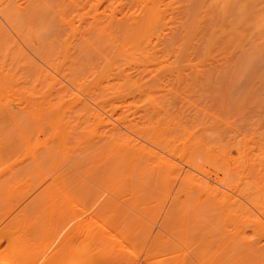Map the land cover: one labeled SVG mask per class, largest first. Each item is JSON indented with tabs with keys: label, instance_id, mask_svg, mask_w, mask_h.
Here are the masks:
<instances>
[{
	"label": "bare ground",
	"instance_id": "obj_1",
	"mask_svg": "<svg viewBox=\"0 0 264 264\" xmlns=\"http://www.w3.org/2000/svg\"><path fill=\"white\" fill-rule=\"evenodd\" d=\"M155 1L156 0L154 1L152 0V3L154 5V11L157 8H158L157 9L158 11L161 6L160 7L155 6L156 5ZM169 1L167 0V2ZM191 1L193 2L194 0H191ZM205 1L209 2L210 4H212L211 1H213V4L214 3L215 4L212 5V7L215 8V5H216L220 12L223 10L224 13H226L225 16L223 15L224 14L223 11L222 13H220L223 15L224 18L220 16L222 19L217 20V17L215 16L216 19L213 17L214 19H211V20H217L216 22L214 21L212 23L210 20L209 22L210 24L207 22L209 25L207 24L206 25L207 27L206 26L203 27L202 23L205 22L206 20L209 21L208 18L211 17L212 10L209 12L211 13L210 16L204 20L201 18V15L199 14L200 20L201 21L203 20V22H200L199 18H195L196 16H194L195 20L193 18L192 20H190L191 18L189 17L192 13L188 15L187 23H186V20H181V19L180 21L175 20L176 23H174L175 21L172 20L173 19L172 15H171L172 16L171 22L168 21L169 17L168 18L164 17L165 20L167 19L168 23L170 24L172 22L174 23V24L172 23L173 28H176L175 26L179 25L177 24L178 22H180V24L182 23L181 25H179L181 27L177 26L179 29H181V31H183L181 32V34L183 33L182 36H177L180 34L179 31H177L179 34L175 31L172 32L174 29L171 31L172 27L171 28L168 27L171 25H169L165 20L161 19L160 18L161 16L157 18L158 15L156 14L157 15L156 17L154 11L150 10L153 7H151L148 10L149 12V13L147 12L148 16L146 18L142 17L141 21H139L140 18H138L137 20L139 22H137L136 20L134 21V23L137 22L135 24L133 23V20L132 22L128 21L126 25L131 23L130 27L127 26L128 29H126L125 25H124L125 27L123 26V24H125V20H124L125 17L121 15V17H124L123 19L124 21L123 23H121L119 19L118 20L116 19L117 17L115 13V16L114 15L113 16L116 17L115 20L117 21L118 26H119L118 21L120 22L119 27L121 28V29L118 28L117 25L115 28L113 27L114 30L117 28L116 29L117 32L121 33V35H119L120 33H117V35L120 36L118 40L119 39L121 40L122 38L121 41L123 42V38L127 34L128 36L124 40L123 44L119 40V42L121 43L119 47L118 41L114 40L115 37L117 36L115 35L116 31H114L115 32L114 34L113 30L108 29V30H111L109 34L110 35L112 34L111 36L114 35L113 37H110L107 35L108 39L112 38V40L109 39L110 41V42L108 41L109 44L110 45L112 44V48L114 47L116 48V49L114 48L113 55H112L113 49H111V46L108 47L107 45L108 42L106 41L108 39L105 37V35H103L106 29L103 30L101 28L103 32H102V35H99V37L96 36L97 34L95 35L99 39L97 43H96L97 39L93 40V38H96L95 36H93L94 30H96L94 26H97L95 24L97 21H95V18L93 17L92 18L95 21V23L94 22L93 23L95 25L92 24L91 20H90L91 24L87 25V27L89 28L93 26L94 29L92 30V32H90L92 34H90L89 31H87L89 30V28L85 30L92 36H89V35L86 36L87 34L83 36H86L84 38H87V39L90 38L88 40L92 39L91 41L94 42L95 47L98 50L93 46L92 42L90 41H86V42H90L92 45L86 46V44H89V43H86L85 42L86 39L84 40V38L81 39L82 41L80 40L81 43L79 42V37H81L80 35H82L83 32L85 33V31H82L80 29L82 33L78 35L79 37L77 36V34H76L77 37L74 36L75 34L71 35L72 38L76 37V40L73 39V41L74 43L76 42L75 44H79L77 48L74 46L75 44L71 40L72 38H69V41H67V36L63 35L64 38H61L60 35L62 33L60 32L61 33L60 35L56 34L57 29L51 24L52 25L51 31L54 32V34L48 31L50 33L48 34L50 38L53 36L55 37V34H56L57 37L59 36L58 40H56L57 37L55 38L53 37V39L57 43L58 41L59 43H61V44L58 43L59 46H61L62 44L63 46H67V44L70 45L71 43H73L74 45L72 44V46L77 48V50L75 51L74 47L70 45V48H69V45H68L67 48L69 49L65 47L64 49H62L63 46H61L60 48L59 46H57L55 42L56 46L58 47L56 50L59 51L57 53L59 54L61 53L60 55L62 56L58 54L57 55L60 56V58L63 57L61 60H58L59 57L56 55V50L54 53L52 52L54 51L53 49H55L56 47L54 45V41H52V38L47 41L45 40L46 37L44 39L41 38L44 34L41 35L43 33V29H40L39 26H38V28L40 29L39 31H41L42 33H40L39 36L38 35L37 36L40 37L41 35L40 41H39V38L37 39V36L35 37L36 33L34 35L35 37L34 39L38 40L39 44L42 42L40 44L41 48L44 49L46 45L47 47H49V48L45 47V49L47 48L46 50H48L45 52L46 55L45 53L42 52L43 49L41 50L40 48H38V46L34 45V41H33V44L31 43L30 45L29 42H32L31 41L32 37L30 38L28 35L29 34L32 35V33H29L28 35L24 34L25 37L26 36L29 37L28 40L30 39V41L28 42V44H26V46L30 45V48L31 46H33L32 52L34 53L36 52L35 53L36 56L38 55L42 56V57L38 56V59L40 60L42 58L40 62H43L44 65L46 62V67H43L42 66L43 64L40 65L38 62L36 63V71L34 72V74L36 73L35 82L33 79V82L29 83V86L31 88L27 86L26 83L24 84V81H25L24 78L27 79V77L31 73L30 74L28 73L29 75L26 74V77L25 75L22 76V78L24 77L23 78L24 81L21 79V74L23 73L20 74L19 78L20 80L23 81V84H24L22 85L23 88L21 87L22 92L20 91L21 93L20 98L28 97L27 96L28 94L26 92H31V95L29 97H32V95H34L33 96L34 98L32 99L33 100L35 99L34 100L35 116L39 118L41 122H42V119L46 120V126L48 124L47 129L52 130V131L49 130V132L51 133V134H48L49 138L51 135H52L51 136L52 138L53 136L54 137L56 136L55 138H53V140H51L52 143L55 141L54 142L55 144L54 143L52 144L49 141V138L43 141V142L49 141L48 143L50 144L49 145L48 143H46L48 146L47 147L45 146V148H44L45 144H42V142H40L43 146L40 145L38 146V148L39 147H43V148L42 149L39 148L37 149V151L39 150L41 152V155L43 156H40V153L36 151L37 153H39L38 157L39 158L42 157L44 160L50 161V160H54V157L59 155L60 152H61L60 155L63 154L64 157L66 155V153L64 152H67L69 154L71 153L70 155L76 152V154L74 155L76 157V155L77 156L79 155V153L77 154V151L80 148L79 146L80 143H82L81 145L84 146L83 142H87L85 143V145H87L85 148L88 147L89 149L90 148L92 149L93 144H90V143L93 142L91 140L93 134L91 135L89 134V132L91 133V130L92 132L96 131V132H93L94 135H96L98 133L97 131L99 130V128L101 127L102 129L101 131L102 133H100V135L102 134L101 136H98V135H96V137L93 136L94 142L97 144V147L95 150L94 149L95 146H94L93 149L95 151L93 150L91 151L93 153L95 152L94 154L98 155V156L95 155L96 158L94 159H98L99 162L98 160H95V162H98L99 164L96 165L94 163L96 166L95 165L93 166L95 167L91 166L89 168L88 166L86 167V169L84 168L85 170L84 176L86 175L87 177H89L92 174L90 176L92 178L91 180L94 181V177L96 179H100L101 185L103 182L108 187V188L104 187L108 189L107 191H109V194L107 196L108 198L106 202H104V198L103 200L101 199L104 203L100 202L102 204L100 206V210L103 213H107V215L109 214L110 216H112V218L109 215L107 216L106 214H105L106 217H102L103 214H100L101 212L96 214L98 218L100 219L99 215H102L101 218L103 221H106L104 220L105 218H107V220L110 218L112 220V221L109 220L111 221L110 223L112 224L110 225V227L112 226V228L113 226L115 227V229H118L121 227L122 228L128 227V228H126L127 229L126 231L118 230L121 233L114 232V234L113 232H111L112 230H110L108 234L107 229L109 228H107V229H104L103 231L105 232L106 230L105 233L108 234V236L100 237L103 232L98 231L100 229L99 226L101 225L104 228H106L105 226L107 224H108L107 226H109V223L106 222L105 223L106 225L104 226L102 225L103 222L100 219L102 223H99L100 222L99 221L98 222L99 224H97L96 221H98L99 219L93 221L97 216L93 218L94 216L91 217V213H90V217L93 219L89 220V222L86 221V222H82L83 224L80 223L76 225L78 226V228L83 225L85 228H88L89 231L91 229L93 230L94 228H95L94 231L98 229L95 231V233L93 231L94 237L92 235L93 238L95 237L96 238L98 237V239L101 238L99 239V241L100 240L102 241H100L97 244H100L101 242H103V237L104 238L106 237L105 239L107 240V242L109 241L111 243L109 245H112V247L115 250L116 249L119 250L121 248L124 250L125 247H127L130 243L134 242L133 238L135 237L133 236H135L136 233L132 235L130 230L131 231L135 229L139 230V229H142V227L146 229L145 225L147 224V226H149L150 224V223H147L146 221L147 219L148 220L152 219V217H155L156 214L158 213L161 214V212H164L163 217H162L163 221L161 222L160 220V224H162L161 226L163 229L169 232L168 234V232L166 233V231L164 230L166 233V236L167 235L171 236L172 234V237H171L172 241H173V238H175L174 240L176 242H173V243L179 242L180 244H183V245L192 244L193 246H198V247L199 246H210L214 244L215 245L218 244L222 246L223 248L231 247V246H234V247L239 246L240 248L241 246L244 249L242 251L239 250L240 251L239 253H237V251H235L233 248H230L231 250L229 251V253L223 256L224 255L223 252H222L223 254L222 255L221 251L219 250L218 251L225 258L238 257L239 260H242V261L253 260L258 257L259 258L261 257L260 259L264 258V251H260L261 248L264 249V121H262L264 119H262L261 120L262 122H261L260 119L252 120V117H250L251 119H247V120L251 122L248 123V121H246L242 117H239L241 121L243 120L242 122H244V124L245 122L248 123V127L246 126V124L243 125V124L237 123L233 119L234 113H235L234 111L237 110L236 116L238 117V113L241 110L240 108L242 107L241 104L244 103L247 100V98L251 96V94H253L252 91H254L255 93L256 90L254 88L256 87L258 83L262 87L261 94L262 96H264V65H262L264 64V0H210V1L205 0ZM101 2L102 1H100V3ZM162 2L160 1L161 4L160 3L159 4L157 3V4L163 5ZM202 3L203 4H201L202 5L201 7L203 8L205 7L204 5L205 3L204 2ZM114 4H113V7L115 6ZM150 4H151V1L149 0L148 5ZM188 4H184V5H188ZM121 5L123 4L121 3ZM167 5L166 7L169 6L168 7L169 9L172 8V5H171V8H170V4L168 6ZM207 5L208 4H206V6ZM103 6L104 5H102V7ZM145 6L147 7V5ZM177 6H175L176 9L178 8ZM181 6L183 5L179 6V8L177 9L178 12L174 10L173 11L176 13H179ZM209 7L207 6V9L203 8L205 10H203L202 8L201 9L199 8L200 10L198 11L195 8L193 9H195L197 12H200V13H202V11H204L205 13H208L206 10H209ZM137 8L141 9L139 7ZM147 8H149V6ZM184 8L185 10L183 9L181 10H183V12H186V16H187V13L188 12L190 13L191 11L187 12L185 6ZM191 8L189 9L191 10ZM108 9H111V8H108ZM97 10H95L94 12L97 13ZM117 10L118 9L116 8V11ZM141 10L143 11V9ZM163 10H165V7ZM163 10H161L162 13H165ZM102 11L103 13L105 12L104 10ZM102 11H101V14H102ZM112 11H113V8H112ZM213 11L215 12V14L219 12L218 10H217L218 12H216L214 9ZM132 12L138 13L139 10L138 12H135V11H132ZM129 13H131V11ZM70 14H75V13L70 12ZM91 14H92V11H91ZM123 14L125 13L123 12ZM159 14H160V11H159ZM179 14H181L182 16L181 18L185 17L184 16L185 14L183 15L182 12ZM107 15L108 14H106V17H108ZM128 15L127 16L129 18L127 17L126 19L129 20L131 19V17H130V14ZM203 15L202 17L204 18L206 14L204 16ZM79 16L80 15L78 14V19L80 18ZM102 16L105 17L104 14ZM110 16L111 15L109 14V17ZM138 16L141 17L142 15L139 14ZM206 16H208V14ZM104 17L102 19V17L99 16V18H101V20L105 22L106 20H104ZM179 17L180 15L178 16V18ZM97 18L98 16L96 17V19ZM111 18L109 20L113 21ZM114 21L113 23L116 24L115 23L116 21L115 22ZM113 23L112 25H114ZM101 24H103L104 28H107L104 26V23H101ZM121 24L123 27L121 26ZM133 24L135 25V27L133 26ZM183 24H185L184 28L182 26ZM80 25L82 26V24ZM41 26H42L41 28H46V26L43 24ZM131 26L133 27V30H131L133 32L130 35L129 29L130 28L132 29ZM47 27H48V24H47ZM38 28H35V29H38ZM109 28L111 27L109 26ZM28 29L26 28V30ZM123 29H126L129 32L127 31L128 33H126L124 32L126 30H123ZM167 29H168V32L171 31L173 34L169 32V35H168V33L166 32ZM1 30L5 31L3 27H1L0 32H2ZM26 30L25 32L24 31L23 32L26 33ZM97 31L100 34V31L99 30ZM46 32H47V29H45L44 33ZM106 33L107 32H105L104 34ZM20 34L21 35L18 37H20L21 41H23L24 39L22 40V37H21L23 33L20 32ZM52 34L53 36H50ZM123 34H126V35L124 36ZM4 35L6 36V33ZM100 36H102L103 38L105 37L104 39L106 40L102 38V40L105 41V44L101 43L102 41L100 40L101 39ZM27 37L25 38L24 44L28 41V40L26 41ZM68 37H70V35H68ZM60 39L61 40L63 39L62 42H60L61 41ZM1 40H5V39H2L1 37ZM70 40H71V43H67V42H70ZM16 41L14 42L16 43ZM43 41H45V43ZM50 41L53 42L51 43V45L49 43ZM111 41L113 43H111ZM115 41L117 44L115 43ZM100 44H103V46ZM14 45L12 46L15 48ZM42 45L43 46L45 45V46L42 47ZM52 45L55 47H52ZM83 46L87 49L89 47L90 48L92 47V48L88 50L87 49L84 50ZM100 46L102 47L107 46L106 47L107 50L106 49L102 50L101 49L102 47L100 48ZM13 47H9V48H13ZM35 47L37 48V50H41V52L39 53V51H36ZM9 48H6V49H9ZM16 48L18 49L17 46ZM80 48L82 49V51H80L81 50ZM60 49H62L61 52H60ZM65 49L68 52L70 49H72L70 50L72 55L68 56L70 54L67 52H64ZM99 49H101L102 51L105 50L103 52L104 55H102L101 52L100 53L98 52V51H101ZM90 50L93 51V53L95 50V53H94L96 54L95 56L97 55L98 56L100 55V56L95 58V56L93 55L94 56L93 58H95V60H92L91 55L93 53ZM49 52L52 54L50 55ZM115 52L117 54H115ZM34 53L33 55H35ZM48 53L50 56V60L48 59L49 61L47 63V58L49 57L47 56ZM64 53L68 54L67 56L70 59L68 57H65L68 59V61L67 59L64 58V56H66L64 55ZM75 53L80 54V55L82 54V56H84V57H81L82 62L83 61H86V62L82 63L78 61L79 58L77 59L76 57H79V55L76 56ZM106 53H108L109 55ZM53 54H55L58 58L55 55L52 56ZM85 54H87L88 57L85 56ZM101 55L104 56L103 58L107 61H104V59L101 58L102 57ZM105 55L106 56L111 55L114 58L110 60L111 56L110 58L108 56H107L108 58H106ZM44 57L46 58V60L44 59ZM72 57L74 58L71 60ZM83 58L86 60H84ZM89 59L90 61H88ZM74 60L77 62H75ZM101 60H102V63L103 61L105 63L102 64ZM93 61L96 62V64L94 63L95 65L93 64L94 66L92 67L91 64ZM212 61L217 62V64L214 63L213 65H211ZM71 62L74 63L75 65L77 63L78 66H74V64L71 65ZM98 62L101 63L102 65L100 66ZM83 64L84 65L86 64V67H84ZM88 64L91 67H88ZM255 64L259 66L261 65V67L256 68L259 66H256ZM31 65L35 66V63H32ZM28 69H29V72H31L30 68ZM25 72L27 73L28 70L26 69ZM244 77H246V81H247L246 83H244L245 82ZM30 78L31 76L28 77V79ZM11 79L13 80V77H11ZM27 80L25 82H27ZM240 80L244 81L241 83L243 84L242 85L243 87H240L241 85L240 86L236 85V83L240 84L241 82ZM32 83L34 84L33 85L34 89H32L33 88L31 85ZM216 84L218 86L219 85L222 86V84H227V86H230V87L232 85L233 86L235 85L236 88L240 87L238 88L239 90L237 89L238 91L236 92V94H231L232 98H231V95L229 97L232 103L230 112H228L227 108L222 107L221 109L224 108L226 111L222 110L223 112L221 114H217L214 112H209V110L205 111L206 109H209V106H206L205 101L204 102L201 101V103H205V105L204 104L202 105L201 103H199L201 104V107L204 106L206 108L205 109L204 107H202L205 110L200 108V106L197 104V101H199V99H201L202 97V92L204 90L206 91V89H208V87H211V85L215 86ZM24 86H26L27 88ZM204 87L206 89H204ZM8 88L9 89L7 90H10V89L13 90L12 86ZM24 88H26L28 91L25 90ZM30 90H32L33 92ZM205 91L203 92L204 97H205V94H204ZM24 93H26V95ZM23 94L25 95L24 97H23ZM15 95L17 96L18 94H15ZM182 95L186 96L184 97V99L186 98L187 101L185 100V102H188L187 109L189 110V112L187 111V109L182 110L180 107H178L179 108L178 110L177 107L175 108L176 105L173 106L176 100V97L182 96ZM22 98L20 99L21 101H22ZM252 101L254 102V98L252 99ZM26 105L29 106L30 104L28 105L26 103ZM256 105H258L257 107L259 109L261 108L260 103H257ZM224 106L226 107L225 103H224ZM249 107L250 106H248V108ZM25 109H26V106H25ZM220 111L221 110H218V113H220ZM23 115H25V112L23 113ZM13 116L11 117L12 119L10 117L9 118L12 120L11 122H14V121L16 122V120L13 121V119H16L15 118L16 116H14V118ZM26 118L28 117H25L24 119ZM85 118H87L88 120L85 121L86 120ZM89 118L91 119L95 118L94 120L96 121H94V123L97 122L96 125H94L93 119L92 121L90 120L91 122H88ZM261 118H264V115H262ZM19 120L17 124H19ZM34 120L36 121V119ZM80 120L83 122H80ZM21 121L23 120L21 119ZM70 121H72L73 124L70 123ZM41 122L39 123L41 124ZM88 123L89 124L91 123L90 125H88L91 130L87 131L85 129L86 128L85 125ZM26 124H28V122ZM31 124L34 125L32 122ZM43 124L45 123L43 122ZM21 125H23V122L22 124L18 126H20L21 128L22 127ZM241 125L247 128L245 130H242ZM90 126H94L95 128L99 127V128L98 130L97 129L93 130L94 127H90ZM244 127L242 128L244 129ZM72 128L77 129V130L82 129V132L80 131L81 133L79 134V136H76V133H78L79 130L77 132V130L75 131L73 129L75 131V133H73L71 132ZM35 130L36 129L34 128L33 131L35 132ZM84 130L88 132L87 135H84L86 137L83 136V133H85L83 132ZM65 131H70V132H65ZM64 133L65 134L68 133V135L72 133L74 138H72V135L70 137V136L65 135ZM63 136L65 137L63 138ZM80 136L82 139L84 137L83 142ZM76 137L77 138L79 137V138L76 139ZM35 139H36V135L34 136V140ZM73 139H76L74 140L75 142L72 141ZM79 139H80V142H79ZM86 139H88V141ZM97 139L101 142L99 143ZM34 140L33 142L35 143L37 140L35 141ZM29 142L31 141L29 140ZM66 142L72 146L68 144L67 146ZM32 144L30 145L31 147H32ZM75 146L76 147L78 146V149H76ZM66 147H68L69 149H67ZM55 148L56 149L59 148V150H56ZM64 149L66 151H64ZM71 149L73 152L71 151ZM82 150L83 152L89 151L86 149L84 150V148H82ZM94 154L92 156H94ZM71 157L72 156H70L69 158L73 160ZM75 159L76 158H74V160ZM77 159L75 161H77ZM79 159H80V162L79 160L77 162L73 161L75 162L74 163L75 165H73L72 163V167L77 168V170L79 169L80 171V168H81L80 166H82L83 168L87 164L85 162L83 164V161H85V158L83 159V161H82V158H79ZM50 163H51V167L54 168V164H53L54 161H50ZM64 163L67 164V162H64ZM76 163L77 164L79 163V166H77ZM33 165L35 166V164ZM98 165H101L100 168ZM37 166L38 167L41 166L39 162ZM37 166H35L36 168L35 167L34 168L37 169ZM68 169L69 168L67 167L66 170ZM66 170L65 171L63 170V173L61 172L58 174L54 172V174L55 173L56 174L52 175V178H50L51 180L49 181V183L46 184L45 187H43V189H41V192L39 193L40 195H38V197L40 196L39 198L41 201L37 200V203H38L37 207H40L38 208L40 212L42 211L44 213L47 212L45 216L46 215L48 216L46 219H48L47 222L49 223L53 222L52 219L55 217H56L55 220H57V217H59L58 219L59 221H56V222L54 221L55 223H57L63 220V218L67 217L69 214L71 215L72 213H74L72 211L73 210L75 211V209L78 208V205H79L78 201L80 203L82 201V199L78 200V196L80 195L82 197H84V195L86 196L89 193V191H91L90 189H92V186H93L91 185V188L89 187L90 189H87L88 187L86 186H88V184H85L86 188L84 186L82 187V185H80V187L78 188L79 186L78 184H80V182L78 179H77L78 184H76L75 182L77 174L75 175L72 172L73 169L68 170V172ZM89 171L90 173H88ZM80 172H83V171L81 170ZM96 172L98 174H96ZM40 174L42 175V171ZM71 180L74 181L75 184H72ZM84 183H87V182H84ZM98 183L99 182H97V185ZM96 189H94V186H93L92 191ZM77 192L80 193V195ZM74 193L76 195V198L73 197L75 196ZM93 193L94 192L92 193L90 192L88 195L91 197ZM41 196L43 198H41ZM95 196H98L97 193H95ZM95 196L93 195L91 198ZM123 197H126V198H123ZM165 198L169 199V204L167 205L164 211H161V210L158 211L157 209L159 208V205H161V207L165 206V204L164 205L160 204V203H163L162 200L164 201ZM123 199L125 200L127 199V201ZM74 201L77 203L76 204L77 208L74 206L75 204ZM83 201L88 202L86 201V197ZM164 202L166 203V201ZM83 203L81 206H83V208L85 206L86 208V205L88 206V203H86L85 205H83ZM43 205L44 207L47 206V209H45L46 207L43 208ZM73 206H74V209L71 210ZM89 206H90V203H89ZM41 208H43V210H41ZM38 209L36 208V210ZM67 209H70L71 211ZM89 209H92V208L89 207ZM66 210L68 211L69 214L65 213L67 212ZM87 210L85 209V211H82V212L87 213ZM37 213L39 214V212ZM60 216H62V218ZM72 216H73V219L74 218L76 219L74 214ZM72 216H70V218H72ZM142 217H145L147 219H144ZM37 219H39L38 220L39 222L40 217ZM63 224L62 226H64ZM46 225H50V224H46ZM51 225H53V223H51ZM93 225H96L99 228H96V226L94 227ZM18 226L20 227V225ZM82 228L83 227H81L80 230H83V231L85 230L87 232V229H84V228L82 229ZM75 230H77V228ZM80 230L78 229V231ZM142 231L141 232L139 231V232L142 233ZM84 232L82 234H85ZM96 232L100 233L98 234L100 236H98ZM124 232H128L129 235L130 234L132 235V236H129V238L131 239V237H133L132 238L133 242L129 240L128 236L124 234ZM156 232L157 231H155V233ZM89 233L90 232H88V234ZM105 233L103 234L106 235ZM140 233H138V235L142 236V234ZM159 235H161V233ZM141 236L139 237V239L137 238L135 239L141 240L142 242ZM154 236L155 235H153V237ZM161 236H162V239H161ZM161 236H158L159 238H157L159 239V241L157 240L158 243H160V240L161 242L163 240H166V236L164 234ZM163 236L165 237V239ZM25 239L26 238H24V240ZM24 240L23 242L26 241ZM106 240H104V242H106ZM127 240L131 242L128 243ZM138 242L139 241H137L135 244L137 245ZM87 243L88 242H86V244ZM95 243L92 245L94 246L97 245ZM162 243H166V242H162ZM101 245H103V243ZM129 247L127 249L125 248L126 250L124 252L130 251L128 250ZM15 249H16L15 247L7 246L4 250L0 251V257H1V252L8 253V252L14 251ZM133 250L136 251V249H132V252L136 254L138 253V256L136 254L135 255L136 257H139L140 256L139 254L141 253H139L138 251L135 252ZM103 251L105 252V250ZM178 251L179 250H177V252ZM198 251H199L198 253L199 257L197 256V258H200V259H204L205 257L206 258L208 257L209 260L213 258H217V259L223 258L222 256H220V254L213 253V250H212V254H209L206 251H200V250ZM60 253L56 252V254H60ZM68 253L70 254V251L66 252L65 254H68ZM133 253H130V254L134 256ZM159 253H158V257H159ZM161 254H164V253H161ZM85 256L84 255L82 256V260L86 258ZM133 256L131 258H133ZM186 257L187 255L185 254V251L181 253L180 255H178V259L183 261V263L180 262L179 264L186 263L187 261ZM119 259L121 258L119 257ZM90 260H91V255H89L85 259L86 262ZM76 261H78V259L77 260L75 259V263ZM1 263L2 262H0V264ZM61 263L63 264V259L61 258H59L58 261L52 262V264H61ZM65 263L66 261H64V264ZM154 264H157V262L155 261Z\"/></svg>",
	"mask_w": 264,
	"mask_h": 264
},
{
	"label": "rangeland",
	"instance_id": "obj_2",
	"mask_svg": "<svg viewBox=\"0 0 264 264\" xmlns=\"http://www.w3.org/2000/svg\"><path fill=\"white\" fill-rule=\"evenodd\" d=\"M100 1H102L101 3H100ZM117 1V2H116ZM144 1V2H143ZM151 1V4L150 5H148V3H149V0L147 1V0H0V29H1V27H3V29H5V31L4 30H1L2 32H0V251H2V250H4L7 246H10V247H15L16 249L14 250V251H11V252H8V253H3V252H1V257H0V262H2L1 264H52V262H54V261H58L59 260V258H61V259H63V264H64V261H66V263L65 264H74L75 263V259L77 260L78 259V261H76V263L75 264H132V262H133V264H145V263H147V264H154L155 263V261L157 262V264H179L180 262H182L183 263V261H181L180 259H178V255H180L181 253H183L184 251H185V254L187 255V257H189V258H187L186 257V263H184V264H264V258H262V259H260L259 257L258 258H256V259H253V260H244V261H242V260H239V258L238 257H233V258H225V257H223V256H225L226 254H228L229 253V251L231 250L230 248H233L235 251H237V253H239L240 251L239 250H243L244 248L243 247H241L240 246V248H239V246H237V247H234V246H231V247H222V246H220V245H218V244H214V245H210V246H193L192 244L191 245H189V244H180L179 242H177V243H173V242H176L174 239L175 238H173V241H172V234H171V236L170 235H167L166 236V233L168 232V231H166L165 229H163L162 228V224H160V220H161V222L163 221V214H164V212H161V214H156L155 215V217H152V219H147V218H145V217H142V218H144V219H147L146 221H147V223H150L149 224V226H147V224L145 225V228L146 229H144V227H142V229H139V230H137V229H135V230H130V232H131V234L132 235H134L135 233L137 234H135V236H133V237H135V238H137V239H139V237L141 236H139L138 235V233H140L142 230V233H140V234H142V236H141V238H142V242H141V240H137V239H135V238H133V237H131V239L129 238V236H132L131 234L129 235V233L128 232H124V234H126L127 236H128V238H129V240H131L132 242H133V240H134V242L133 243H130L131 241H128L127 240V242L128 243H130L129 245H130V247H131V249H130V247H129V245L127 246V247H125L126 249L129 247V249L128 250H130V251H128V252H124L126 249L124 248V250L122 249H119V250H115L113 247H112V245H109V244H111L109 241L107 242V240L105 239L107 236H108V232H110V230H112L111 232H113V234H114V232L116 233V232H120V231H118V230H121V231H123V230H127L126 228H128V227H121V228H118V227H116V228H118V229H115V227L113 226V228H112V226L110 227V225H112L110 222L112 221L109 217V219L107 220V218H103L104 220H106V221H103L102 220V218H101V216L102 215H99V217H100V219L102 220V222H101V220L98 218V216L96 215V214H98L99 212H101V210H100V206L102 205L100 202H102V203H104V202H106L107 201V196H108V194H109V191H107L108 189H106V188H108L103 182H102V185H101V181H100V179H96L95 177H94V181L93 180H91L92 178L89 176V177H87L86 175L84 176V172H85V170H84V168L86 169V167H88L89 166V168L91 167V166H93V165H97V164H99L98 162H99V160L98 159H94V158H96V156L95 155H97V154H94L93 152H91L92 150L93 151H95L96 150V147H97V144L94 142V137H96V135H98V136H101L100 135V133H102L101 131H102V129H101V127L99 128V130H98V128H95L94 126H90V127H94L93 128V130L94 129H97L98 131V133L96 134V135H94V133L93 132H96V131H93L92 132V130L89 128V126L88 125H90L89 123L88 124H86L85 125V129L88 131V130H91V133L89 132V134H93L92 135V138H91V140L93 141V142H91L90 144H93L92 145V149L90 148H85L87 145H85V143H87V142H83V139H84V137H86V136H84V135H87L88 134V132H86V130H84L83 132H85V133H83V139L81 138V136H82V134H81V136H80V138H81V140H82V142L84 143V146H82L81 144L82 143H80L79 144V146H80V148H79V152L77 151V154L79 153V155L77 156L76 155V157L74 156L75 154H76V152L75 153H73L72 155H70L69 153H67V152H64V153H66V155H65V157H64V155L63 154H61V155H63V156H61L60 155V151H58V152H60L59 153V155H57L56 157H54V160H50V161H54V168H52L51 167V163H50V161L49 160H44L42 157V159L41 158H39L38 157V155H39V153H40V156H43V155H41V152L38 150L37 151V149H39V148H43V147H39L38 148V146H43L42 144H45L44 145V148H45V146L47 147L48 145L46 144V143H48L49 141L51 142V140H53V138H55L54 136H53V138L50 136V138H52V139H50L49 138V135L48 134H51L50 132H49V130L50 129H47V126H48V124H47V126H46V120H43L42 119V122H41V120L39 119V118H37L36 116H35V114H34V100L32 99V98H34L33 96L34 95H32V97H29L30 95H31V92H26L28 95V97H26V98H22V101L20 100L21 98H20V95H21V93H20V91L22 92V85H24L25 83H26V85L27 86H29V83L30 82H33V79H34V82H35V74H34V72L36 71V63L38 62L40 65H42L43 64V62H40L41 61V59L39 60L38 59V56H40V55H38V56H36V52L34 53V52H32V50H33V46H31V48H30V45H31V43L33 44V41H34V45L35 46H38V48H40L41 50L43 49V48H41V46H40V44L42 43H40L39 44V42H38V40H36V39H34L37 35L39 36V34L40 33H42L41 31H39L40 29H43V33L41 34V35H43L42 37H41V35H40V37L41 38H45V40L47 41V40H49V39H51L52 38V41H54V39H53V34H54V32H52L51 31V26L53 25L56 29H57V33L56 34H58V35H60L61 33V35H60V37L61 38H64V36H67V41H69V38H72L71 37V35L72 34H75L74 36H76V34H77V36L78 35H80L82 32H81V30L82 31H85L86 29H88L89 27H87V25H90L91 24V21H92V24L93 25H97V26H94V28H96V30H94V32H93V36H95L96 34V36H98L99 37V35H102V32H103V30H105L104 31V33L105 32H107L106 34H104L103 33V35H105V37L108 39V37H107V35L108 36H110V37H113V36H111L109 33L111 32V30H113V32L114 31H116V34H115V32H114V34L115 35H117V33H120V32H117V28L114 30V28L116 27V25H117V21L115 20V18L118 20H120L121 21V23H123V21L125 20V24H123V26L125 25L126 26V29H128V27H130V24L131 23H129L128 25H126V23H128V21H131L132 22V20H133V23H134V21L136 20H138V18H140L139 19V21H141V19H142V17L143 18H146L147 16H148V10L151 8V7H153V8H151L150 10H152V11H154V5H153V3H152V0H150ZM154 1V0H153ZM160 1L162 2V4L163 5H158L159 3H160ZM169 1V0H168ZM172 1V2H171ZM174 1V2H173ZM210 1V0H209ZM156 3V5L155 6H161L160 8H162V9H160L159 8V10L157 11V9H155V11H154V13H155V16L157 17V15H158V17L157 18H159V16H161L160 18L161 19H163V20H165L164 19V17H166V18H168L169 20L168 21H170L171 22V17L173 16V21H175V20H177V21H180V19L181 20H186V23L188 22L187 20V18H188V15H190L191 13L193 14H191L190 15V17L189 18H191L190 20H192V18L194 19V16H196L195 18H199V21L200 22H203V20L204 19H207V17H209L210 16V14L211 13H209L211 10V12H212V15H211V17H209L208 19H209V21L208 20H206L205 22H203L202 24V26L204 27V26H206L209 22H210V20L211 19H214L215 18V16L217 17V20H220V19H222L221 17H223V15L225 16V14L226 13H224V11H223V15L222 14H220V13H222V11L220 12L219 11V9L217 8V6L215 5V8L214 7H212V5H214L213 4V1H211V3L212 4H210L209 2H207V1H201V0H199V2H198V0L197 1H191V0H170L169 2H167V0L165 1V0H156L155 1ZM167 3L168 5L170 4V8H171V5H172V8L171 9H169L168 7V5L167 4H165V3ZM202 2H204L205 4V7H203V8H206L207 9V6L209 7V6H211V7H209V10H206L208 13H205L204 11H202V13H200V12H197L198 10H200L202 7V5L201 4H203ZM109 3V4H108ZM115 3V4H114ZM121 3L123 4V5H121ZM144 3V4H143ZM158 3V4H157ZM175 3V4H174ZM190 5H189V4ZM196 4V6H195V4ZM95 6H94V5ZM113 4L115 5L114 7H113ZM117 4H118V6H117ZM134 4V5H133ZM161 4V3H160ZM184 4H188V5H184ZM206 4H208L207 6H206ZM102 5H104L103 7H102ZM120 5H121V7H120ZM143 5V6H142ZM145 5H147V7L149 6V8H147ZM166 5L168 6V7H166ZM174 5V6H173ZM178 5V6H177ZM180 5H183V6H181L180 8L181 9H183V10H185V8H184V6L186 7V11L188 12V11H191L190 13L188 12L187 13V16H186V12H183V10H179V13H181L182 12V14L186 17H184V18H181L182 16H181V14H179V13H176V12H178V8H179V6ZM203 5V6H204ZM106 6H107V8H106ZM112 6V7H111ZM125 6H126V8H125ZM136 6V7H135ZM145 6V7H144ZM175 6H177L178 8L176 9V7ZM191 8V7H193V6H195V7H193V8H195V9H193V8H191V10L188 8ZM94 7V8H93ZM98 8V10L100 11H98L97 10V8ZM102 7V8H101ZM133 7H134V9H133ZM137 7H139V8H141V9H143V11L141 10V9H138ZM144 7V8H143ZM164 7H165V10H163L164 9ZM198 7V8H197ZM93 8V9H92ZM108 8H111V9H108ZM112 8H113V11H112ZM116 8L118 9L117 11H116ZM119 8H120V10H119ZM131 8V9H130ZM146 8H147V10H146ZM156 8V7H155ZM176 10H175V9ZM200 8V9H199ZM202 8V9H203ZM212 8V9H211ZM92 9V10H91ZM107 11H106V10ZM130 9V10H129ZM145 9V10H144ZM166 9H167V11H166ZM189 9V10H188ZM213 9L216 11V12H218V13H216L215 14V12L213 11ZM95 10H97V13L96 12H94ZM102 10H104L105 12L103 13V11ZM138 10H139V12H138ZM161 10H163L165 13H162V11ZM176 11V12H174V11ZM192 10H194V11H196L197 12V14H196V12H194V11H192ZM203 10H205V9H203ZM218 10V11H217ZM91 11H92V14H91ZM101 11H102V14H101ZM111 11V12H110ZM115 11V12H114ZM122 11V12H121ZM131 11V13H129V12ZM132 11H135V12H138V13H134V12H132ZM159 11H160V14H159ZM169 11V12H168ZM70 12L71 13H75V14H70ZM90 12V13H89ZM99 12V13H98ZM113 12V13H112ZM118 12V13H117ZM123 12L125 13V14H123ZM142 12V13H141ZM148 12V13H147ZM158 12V13H157ZM173 12V13H172ZM112 13V14H111ZM115 13H116V17H114L115 16ZM121 13V14H120ZM127 13V14H126ZM147 13V14H146ZM170 14V15H168V14ZM172 13V14H171ZM78 14L80 15L79 17V19H78ZM105 15V17L104 16H102V15ZM106 14H108L107 16L108 17H106ZM109 14L111 15L110 17H109ZM120 14V15H119ZM128 14H130V17H131V19H126L129 15ZM134 14V15H133ZM142 15L141 17L140 16H138V15ZM157 14V15H156ZM162 14V15H161ZM168 16H167V15ZM177 16H176V15ZM201 15V18L203 19L202 21L200 20V15ZM206 14H208V16H204V15ZM85 17H84V16ZM96 15V16H95ZM114 15V16H113ZM121 15L122 16H124L125 17V19H124V17H121ZM128 15V16H127ZM145 15V16H144ZM172 15V16H171ZM180 15V17L178 18V16ZM199 15V16H198ZM202 15L204 16V18L202 17ZM98 16V18L96 19V17ZM99 16H101L102 17V19H103V17H104V20H106L105 22L103 21V20H101V18H99ZM119 16V17H118ZM135 16V17H134ZM163 16V17H162ZM175 16V17H174ZM221 16V17H220ZM95 18V21H97L96 23H95V21H94V19L93 18ZM112 17V18H111ZM120 17H121V19H120ZM206 17V18H205ZM214 17V18H213ZM220 17V18H219ZM91 18V19H90ZM112 19L116 24H114L113 23V21H111V20H109V19ZM114 18V19H113ZM129 18V17H128ZM133 18V19H132ZM219 18V19H218ZM224 18V17H223ZM93 19V20H92ZM124 19V20H123ZM216 19V18H215ZM83 21V23H82V21ZM86 21V23H85V21ZM89 20V21H88ZM91 20V21H90ZM100 20V21H99ZM195 20V19H194ZM217 20H211V22L213 23L214 21L216 22ZM127 21V22H126ZM139 21H137V22H139ZM167 23H168V21H167V19L165 20ZM50 22V23H49ZM95 24H94V23ZM104 23V26L105 27H107V28H104L103 27V24H101V23ZM137 22H135V23H137ZM182 22V21H181ZM184 22V21H183ZM208 22V23H207ZM13 23H15V24H13ZM78 23H80V24H82V26L80 25V24H78ZM85 23V24H84ZM112 23L114 24V25H112ZM134 23V24H135ZM173 23V22H172ZM172 23L170 24V23H168L169 25H171V26H168V27H172ZM174 23H176V21L174 22ZM173 23V24H174ZM211 23V24H212ZM12 24V25H11ZM17 24V25H16ZM39 24H43V25H45L46 26V28H41L42 26L41 25H39ZM47 24H48V27H47ZM52 24V25H51ZM83 24H84V26H83ZM108 24V25H107ZM118 24H119V26H120V22L118 21ZM133 24V26L135 27V25ZM177 24H179V25H181L180 24V22H178ZM176 24V25H177ZM210 24V23H209ZM208 24V25H209ZM80 25V26H79ZM86 25V26H85ZM179 25H177V26H179ZM184 25L185 24H183L182 26H183V28H184ZM38 26L40 27V29L38 28ZM109 26L111 27V28H109ZM118 26V25H117ZM118 26V28H120ZM121 26H122V24H121ZM122 26V27H123ZM124 26V27H125ZM128 26V27H127ZM174 26V25H173ZM177 26H175L176 28H178ZM33 27H35V28H38V29H35V28H33ZM50 27V28H49ZM84 27H86V28H84ZM91 27V26H90ZM114 27V28H113ZM132 27V26H131ZM179 27H181V26H179ZM207 27V26H206ZM25 28V29H24ZM26 28L28 29V30H26ZM92 28V29H91ZM91 28H89V30H87V31H89V33L90 32H92V30L94 29L93 28V26L91 27ZM103 30H102V29ZM176 28H171V31L172 32H177V31H179L180 32V34L179 35H177V36H182L183 35V33L181 34V32H183V31H181V29H176ZM24 29V30H23ZM32 29V30H31ZM35 29V30H34ZM45 29H47V32L49 31L50 33H53L52 35H50V36H53V37H49L48 36V34H50L49 32L47 33H44V31H45ZM81 29V30H80ZM91 29V30H90ZM101 29V30H100ZM108 29H111V30H108ZM121 29V28H120ZM126 29H123V30H126ZM25 30H26V33H24L25 32ZM53 30V29H52ZM58 30H59V32H58ZM97 30H99L100 31V34L98 33V31ZM108 30V31H107ZM131 30H133V27H132V29L130 28L129 29V31L128 30H126V31H124V32H126V33H130V35H131V33L133 32V31H131ZM170 30V29H169ZM24 31V32H23ZM38 31V32H37ZM56 31V30H55ZM87 31H85V33L83 32L82 33V35H80L81 37H79V42L81 43V39L82 38H84V37H86V36H92V35H90V34H92V33H88ZM95 31H96V33H95ZM121 31V30H120ZM128 31V32H127ZM171 31H169V32H171ZM6 33V36L4 35L5 33ZM20 32L21 33H23V35L25 34H29V33H32V35L31 34H29L28 36L31 38V41L32 42H29L30 41V39L28 40V38L29 37H27V39H26V43L24 44V41H25V35L23 36H21L22 37V40L23 41H21V38L20 37H18V36H20L21 34H20ZM61 32V33H60ZM122 32V31H121ZM167 33H168V35H169V32H168V29H167V31H166ZM171 32V33H172ZM1 33H3V34H1ZM35 33H36V35H35ZM123 33V32H122ZM8 34V35H7ZM17 34V35H16ZM56 34H55V37H57L56 36ZM87 34V35H86ZM173 34V33H172ZM4 35V36H3ZM34 35H35V37H34ZM47 35V36H46ZM64 35V36H63ZM68 35H70V37H68ZM83 35H86V36H83ZM119 35H121V33L119 34ZM119 35H117L116 37H115V39L114 40H117L118 41V45H119V47H120V45H121V43L120 42H122L121 40H122V38H121V40H120V42H119V40H118V38H120V36ZM124 36L126 35V34H123ZM11 36V37H10ZM15 38H14V37ZM37 36V39L39 38V41H40V37H38ZM76 36V37H77ZM95 36V37H96ZM119 36V37H118ZM127 36H128V34L123 38V42H122V44L124 43V40L127 38ZM1 37H2V39H5V40H1ZM54 37V38H55ZM59 37V36H58ZM58 37H57V39L56 40H58ZM76 37H74V38H72L71 40L73 41V39H75L76 40ZM98 37H96V38H93V40L94 39H97V41H96V43L99 41V39H98ZM101 37V43H103V44H105V41H103L102 40V36H100ZM104 37V38H105ZM6 38H7V40H6ZM48 38V39H47ZM103 38V39H104ZM14 39V40H13ZM86 39V40H85ZM88 39H90V38H88ZM87 38H84V40H85V42L86 41H90V42H92L91 40H88ZM109 39H111L112 40V38H109ZM109 39L108 40H106V39H104V40H106L107 42L109 41ZM11 40V41H10ZM17 40V41H16ZM20 40V41H19ZM61 40V39H60ZM63 40V39H62ZM62 40L60 41V42H62ZM66 40V39H65ZM65 40H64V42H65ZM71 40H70V42H67V43H71ZM81 40V41H80ZM14 41H16V43L14 42ZM41 41H42V39H41ZM14 42V43H13ZM28 42L30 43V45L29 46H26V44H28ZM44 43H45V41H43ZM55 42L56 41H54V45L56 46V44H57V46H59L58 45V43H59V41H58V43L56 42V44H55ZM63 42V43H64ZM78 42V41H77ZM78 42V43H79ZM90 42H86V43H89V44H86V46L88 45H92L93 44V46L95 47V44H94V42H92V44L90 43ZM107 42H106V44H107ZM110 42V41H109ZM109 42H108V47L109 46H111V49H113V53H112V55L114 54V48H112V44L110 45L109 44ZM50 43V45H51V43H53V42H49ZM73 43H74V41H73ZM73 43H71L70 45L72 46V44ZM76 43V42H75ZM74 43V44H75ZM100 43V42H99ZM111 43H113L112 41H111ZM115 43H116V41H115ZM4 44V45H3ZM15 44V45H14ZM47 44H48V42H47ZM59 44H61V43H59ZM66 44V43H65ZM64 44V45H65ZM73 44V45H74ZM103 44H100V45H102L103 46ZM117 44V43H116ZM116 44H114V45H116ZM12 45H14L15 46V48H16V46L18 47V49L16 48H14ZM69 44H67V46H68ZM70 45H69V48H70ZM77 45V46H76ZM78 45L79 44H75L74 46L75 47H77L78 48ZM83 45V44H82ZM81 45V46H82ZM113 45V46H114ZM40 46V47H39ZM45 46V45H44ZM43 45H42V47H44ZM55 46H53L52 45V47H55ZM55 47V49H53L54 51H52L53 53L55 52V50L58 48V47ZM61 46H63V44L61 45ZM61 46H59L60 48H61ZM67 46H63L62 47V49H64V47L65 48H67ZM74 46H72V47H74ZM97 46V45H96ZM102 46H100V48L102 47ZM5 47V48H4ZM9 47H13V48H9ZM45 47H47V45L45 46ZM45 47H44V49L42 50V52L43 53H45L46 51H48V50H46L47 48H49V47H47L46 49H45ZM71 47V48H72ZM74 47V48H75ZM84 47V46H83ZM83 47H81V48H83ZM93 47V48H94ZM98 47V46H97ZM106 47L107 46H104V47H102L101 49L103 50V49H106ZM118 47V46H117ZM6 48H9V49H6ZM36 48V47H35ZM35 48H34V50H35ZM51 48V47H50ZM69 48H67V49H69ZM77 48H75V51L77 50ZM80 48V49H81ZM92 48V47H91ZM90 47L88 48V49H91ZM96 48V47H95ZM94 48V49H95ZM11 49V50H10ZM62 49H60V52L62 51ZM73 49V48H72ZM72 49H70V50H72ZM79 49V50H80ZM84 50H86L87 48H83ZM87 49V50H88ZM97 49V48H96ZM95 49V50H96ZM101 49H99V50H101ZM116 49V48H115ZM8 50H10V51H8ZM41 50H37V48H36V51H39V53L41 52ZM45 50V51H44ZM70 50H69V52L68 51H66V49L64 50V52H67V53H69L70 55H68V54H66V53H64V55H66V56H64V58L65 57H68V56H71L72 54H71V52H70ZM95 50H94V53H95ZM98 50V49H97ZM98 51L99 53L101 52L102 53V55H104L103 54V52L105 51ZM107 50V49H106ZM119 50H121V49H119ZM50 51V50H49ZM80 51H82V49L80 50ZM79 51V52H80ZM91 51V50H90ZM27 52V53H26ZM57 52H59V51H57L56 50V55L58 54V55H60L59 53H57ZM72 52H74V51H72ZM87 52V51H86ZM92 53H93V51H91ZM98 52H97V54H98ZM117 52H119V51H117ZM24 53H26V54H24ZM33 53L35 54V55H33ZM38 53V52H37ZM42 53V54H43ZM50 53V52H49ZM49 53L47 54V56H49ZM78 53V52H77ZM81 53V52H80ZM84 53V52H83ZM92 54L91 56H92V60H95V58L96 57H99L98 55L97 56H95L96 54ZM52 53H50V55H51ZM88 54V53H87ZM87 54H85V56H87ZM89 54H90V52H89ZM88 54V55H89ZM106 54H108V53H106ZM115 54H117L116 52H115ZM45 55H46V53H45ZM55 54H53L52 56H54ZM55 55V56H56ZM57 55V56H58ZM68 55V56H67ZM74 55V54H73ZM75 55L77 56V55H79V57H76V56H74V57H76L77 59L79 58V60L78 61H80V62H82V59H81V57H84V56H82V54L80 55V54H76L75 53ZM95 56V58H93L94 56ZM101 55V56H102ZM109 55V54H108ZM107 55V56H108ZM36 56V57H35ZM56 56V57H57ZM60 56H62V55H60ZM60 56H58L57 58H58V60H61L62 58H60ZM106 55H105V57L106 58H110V56H108L107 57ZM115 56V55H114ZM40 57H42V56H40ZM46 57V56H45ZM44 57V59L46 60V58ZM74 57H72L71 58V60L74 58ZM88 57V56H87ZM104 56H102L101 58H103ZM219 57H221V56H219ZM235 57V56H234ZM32 58V59H31ZM69 58V57H68ZM89 58H91V57H89ZM100 58V59H101ZM114 57L113 56H111V59L110 60H112ZM50 60V56L47 58V63H48V61ZM65 59H67V58H65ZM70 59V58H69ZM76 59V60H77ZM84 59V58H83ZM100 59H99V61H100ZM104 59V58H103ZM31 60V61H30ZM34 60H35V62H34ZM45 60H44V62H45ZM84 60H86V59H84ZM91 60V61H92ZM97 60H98V58H97ZM220 60V59H219ZM43 61V60H42ZM67 61H68V59H67ZM75 61V60H74ZM88 61H90V59L88 60ZM104 61H107V60H105L104 59ZM103 61V63H105ZM218 61V60H217ZM75 62H77V61H75ZM83 62H86V61H83ZM82 62V63H83ZM32 63H35V66L34 65H31ZM79 63V62H78ZM96 64V62H92V64L91 63H89V64H91L92 65V67ZM101 63H102V60H101ZM101 63H99L98 62V64H100V66L103 64H101ZM107 63V62H106ZM214 63H216L217 64V62H214V61H212V64L211 65H213ZM259 63V62H258ZM257 63V64H258ZM74 63H72L71 62V65H73ZM87 64V63H86ZM86 64L84 65V67H86ZM89 64H88V67H91V66H89ZM94 64V65H93ZM215 64V65H216ZM257 64H255L256 66H259V65H257ZM260 64V63H259ZM82 65V64H81ZM214 65V66H215ZM262 65H264V64H262ZM43 67H46V62H45V65L43 64L42 65ZM74 66H78L77 65V63H76V65L74 64ZM80 66V65H79ZM99 66V65H98ZM104 66V65H103ZM261 67V65L259 66V67H256V68H260ZM28 68H30V70H31V72H29V69ZM254 68H255V66H254ZM26 69L28 70V72L26 73L25 71H26ZM25 70V71H24ZM24 71V72H23ZM33 71V72H32ZM219 72V71H218ZM21 73H23V74H21ZM25 73V74H24ZM30 75H29V74ZM215 73H217V72H215ZM20 74H21V79L23 80V78H22V76H24L25 75V77H26V74H28L27 76L28 77H30L31 76V78L30 79H28V77H27V79L26 78H24L25 79V81L27 80V82H25L24 80V84H23V81L22 80H20ZM218 75V74H217ZM11 77H13V80L11 79ZM10 78V79H9ZM19 78V79H18ZM245 78V82L244 81H241L240 82V84L238 83H236V85L237 86H240V87H243L242 85L243 84H241L242 82H244V83H246L247 81H246V77H244ZM18 79V80H17ZM248 79V78H247ZM12 80V81H11ZM20 80V81H19ZM30 80V81H29ZM242 80H244V79H242ZM11 81V82H10ZM17 81V82H16ZM29 81V82H28ZM19 82V83H18ZM18 83V84H17ZM12 86L13 87V90L12 89H10V90H7V89H9L8 87H10V86ZM32 85V87H33V83L31 84ZM226 85V86H225ZM246 85V84H245ZM244 85V86H245ZM20 86V87H19ZM16 88V90H15V88ZM20 89H19V88ZM22 87V88H21ZM24 87H26V86H24ZM30 87V86H29ZM240 87H235V85L233 86H227V84H222V86H218L217 84L214 86V85H211V87H208V89H206L205 87H204V89H206V91H205V97H204V95H203V92H202V97H201V99H199V101H197V104L200 106V108H202V107H204V106H202L201 107V104L203 105H205V103H201V101L202 102H206V106H209V109H206L205 107V109L204 108H202V109H204L205 111H207V110H209V112H214V113H217V114H221L223 111L222 110H224V111H226L224 108H227L228 109V112H230L231 110V105H232V103H231V99L229 98L230 97V95L231 94H236V92L239 90L238 88H240ZM18 88V89H17ZM27 88V87H26ZM26 88H24L25 90H27ZM31 88V87H30ZM29 88V89H30ZM228 88V89H227ZM232 88V89H231ZM32 89H34V87L32 88ZM231 91H230V90ZM236 89V90H235ZM238 89V90H237ZM256 91H255V93H254V91H252L253 92V94H251V96L249 97V98H247V100L244 102V103H242L241 105H242V107L239 109L240 111H239V113H238V117L236 116L237 115V110L236 111H234L235 113H234V117H233V119L237 122V123H240V124H243V125H245L246 124V126L248 127V123L249 122H251V121H248L247 119H251L250 117H252V120L254 119H256V120H258V119H260V121L262 120V119H264V118H261V116L262 115H264V110H262V109H264V104H262V103H264V96H262V92H261V90H262V87H261V85L258 83L257 85H256V87L254 88ZM253 89V90H254ZM259 89H260V91H259ZM17 90H19V91H17ZM25 90H23V91H25ZM11 91V92H10ZM16 91V92H15ZM28 91V90H27ZM30 91H32V90H30ZM215 91H216V93H215ZM259 91V92H258ZM33 92V91H32ZM219 92V93H218ZM235 92V93H234ZM258 94H257V93ZM18 94L17 96L15 95V94ZM26 93H24L25 95H26ZM23 94V97L25 96ZM255 94V95H254ZM261 94V95H260ZM254 96V97H253ZM184 97H186V96H184V95H182V96H178V97H176V100H175V102H174V105L173 106H175V108L177 107V109L179 110V108L178 107H180L182 110L184 109V110H186L187 109V105H188V102H185V100H186V98L184 99ZM20 98V99H19ZM224 100H222V99ZM225 98H226V100H225ZM231 98H232V95H231ZM254 98V102L252 101V99ZM24 99V100H23ZM205 99V100H204ZM220 99V100H219ZM230 99V100H229ZM257 99V100H256ZM222 100V101H221ZM187 101V100H186ZM221 101V102H220ZM25 102V103H24ZM220 104H219V103ZM225 103V105H226V107L224 106V103ZM252 102V103H251ZM260 103L261 105V108L259 109L257 106L258 105H256L257 103ZM26 103L29 105V106H27L26 105ZM176 103V104H175ZM186 103V104H185ZM199 103H201V104H199ZM24 104V105H23ZM217 104V105H216ZM223 104V105H222ZM219 105H221V106H219ZM23 106H24V108H23ZM25 106H26V109H25ZM32 108H31V107ZM248 106H250L249 108H248ZM28 107H29V109H28ZM189 107V106H188ZM222 107H224L223 109H221ZM247 107V108H246ZM254 107H255V109H254ZM24 109V110H22V109ZM31 108V109H30ZM174 108V107H173ZM190 108V107H189ZM191 108H193V107H191ZM219 108V109H218ZM21 110H22V112H21ZM29 110V111H28ZM176 110V109H175ZM218 110H221L220 111V113H218ZM256 110V111H255ZM33 113H32V112ZM187 111L189 112V110L187 109ZM25 112V115H23V113ZM26 112H28V113H26ZM187 112V113H188ZM227 112V113H228ZM258 112V113H257ZM19 113H20V115H19ZM22 113V114H21ZM241 113V114H240ZM257 113V114H256ZM27 114H29V115H27ZM262 114V115H261ZM14 115V116H16L15 118L16 119H13V121L14 120H16V122L14 121V122H11L12 120V116ZM22 115V116H21ZM253 115V116H252ZM259 115V116H258ZM11 116V117H10ZM14 116H13V118H14ZM244 116V117H243ZM247 116V117H246ZM257 116H258V118H257ZM11 119H10V118ZM20 118V120H19V118ZM25 117H28V118H26V119H24ZM30 117H32V118H30ZM239 117H242L243 119H245L246 121H248V123H246L245 122V124H244V122H242L241 120H240V118ZM246 117V118H245ZM260 117V118H259ZM193 118V117H192ZM241 118V119H242ZM21 119L23 120V121H21ZM31 119V120H30ZM34 119H36V121L34 120ZM39 119V120H38ZM86 119V120H85ZM84 120L85 121H87L88 119L87 118H85ZM93 119V118H92ZM92 119L91 118H89V121L88 122H91L92 121ZM95 119V118H94ZM93 119V123H94V121H96V120H94ZM239 120V121H237V120ZM18 120H19V124H17L18 123ZM79 120V119H78ZM91 120V121H90ZM21 121V122H20ZM34 121V122H33ZM73 121H74V119H73ZM262 121H264V120H262ZM261 121V122H262ZM22 122H23V125H21L22 127L20 128V126H18V125H20V124H22ZM25 122V123H24ZM28 122V124H26ZM31 122L36 126H34V125H32L31 124ZM39 122H41V124L39 123ZM43 122L45 123V124H43ZM77 122V121H76ZM80 122H83V121H81L80 120ZM17 125H16V124ZM36 123V124H35ZM70 123H72L73 124V122L72 121H70ZM75 123V122H74ZM97 123V122H96ZM96 123H94V125H96ZM259 123V122H258ZM15 124V125H14ZM16 126V127H15ZM242 126V125H241ZM242 127H244V126H242ZM241 127V129L242 130H245L247 127H244V129ZM23 128V129H22ZM36 129L35 130V132H36V134H35V132L33 131V129ZM89 128V129H88ZM239 128V127H238ZM20 131H19V130ZM21 129H22V131H21ZM74 128H72V131H71V129H70V131L71 132H73V133H75V131L77 130V129H74ZM101 129V130H100ZM78 130H79V132H78ZM77 130V132L78 133H76V136H79V134L82 132V129H78ZM227 130V129H226ZM50 131H52V130H50ZM63 131V130H62ZM70 131H65V132H70ZM81 131V132H80ZM100 131V132H99ZM25 134H27V135H25ZM65 134V133H64ZM63 134V135H64ZM78 134V135H77ZM36 135V139L35 140H37L35 143L33 142V140H34V136ZM65 135H67V136H70L71 137V135H72V133H70V135H68V133L67 134H65ZM28 138H27V137ZM75 136V135H74ZM94 136V137H93ZM24 137V138H23ZM65 136H63V138H64ZM91 137V136H90ZM49 138V141H47V142H43V141H45V139L47 140ZM72 138H74L73 137V135H72ZM71 138V139H72ZM79 138V137H78ZM77 137H76V139H78ZM76 139H73L72 141L73 142H75L74 140H76ZM100 139V138H99ZM29 140L33 143H31V142H29ZM34 140V141H35ZM87 141H88V139H86ZM95 140H96V138H95ZM98 140V139H97ZM28 141V142H27ZM58 141H59V139H58ZM68 141V140H67ZM70 141V140H69ZM78 141V140H77ZM99 141V140H98ZM27 144H26V143ZM40 142H42V144L40 143ZM55 142V141H54ZM53 142V143H54ZM65 142V141H64ZM71 142V141H70ZM79 142H80V139H79ZM78 142V143H79ZM101 141H99V143H100ZM52 143V142H51ZM52 143V144H53ZM98 143V144H99ZM32 144V147L30 146ZM37 144V145H36ZM39 144V145H38ZM49 144V143H48ZM55 144V143H54ZM68 143L66 142V145H67ZM76 144V143H75ZM89 144V145H90ZM28 145H29V147H28ZM50 145V144H49ZM58 145V144H57ZM68 145H70V144H68ZM67 145V146H68ZM35 146H36V148H35ZM70 146H72V145H70ZM82 146V147H81ZM91 146V145H90ZM89 146V147H90ZM95 146V147H94ZM99 146V145H98ZM59 147V146H58ZM74 147V146H73ZM93 147H94V149H93ZM52 148V147H51ZM57 148V147H56ZM55 148V149H56ZM67 149H69L68 147H66ZM70 148H72V147H70ZM75 148L76 149H78V146L76 147L75 146ZM82 148H84V150L86 149V150H89V151H85V152H83V150H82ZM44 150V149H43ZM42 150V151H43ZM56 150H59V148L58 149H56ZM98 150V149H97ZM37 151V152H39V153H35V152ZM64 151H66L65 149H64ZM68 151V150H67ZM71 151H72V149H71ZM57 152V153H58ZM73 152V151H72ZM97 152V151H96ZM63 153V152H62ZM90 153H92V154H90ZM37 154V155H36ZM94 154V156H92ZM68 155H70V156H72L71 158L73 159V160H71L69 157L70 156H68ZM35 156H37V157H35ZM55 156V155H54ZM98 156V155H97ZM47 157V156H46ZM68 157V158H67ZM87 157V158H86ZM51 158V157H50ZM74 158H78L77 159V161L79 160V162H80V159L79 158H82V161H83V159L85 158V161H83V164H84V162L87 164V165H85L83 168H82V166H80L81 168H80V171L82 170L83 172H80L79 171V169L77 170V168H73L72 167V163H73V165H75L74 163L75 162H77V161H75L74 160ZM94 159V160H93ZM95 160H98V162H95ZM73 161H75V162H73ZM81 161V162H82ZM38 162L40 163V167H38L37 165H38ZM64 162H67V164L66 163H64ZM93 162V163H92ZM64 163V164H63ZM95 163V164H94ZM33 164H35V166H37V169H35L36 167L33 165ZM77 164V163H76ZM67 165V166H66ZM69 165V166H68ZM82 165V164H81ZM95 165V166H96ZM71 166V167H70ZM77 166H79V163L77 164ZM95 166H93V167H95ZM99 166V168H100V166L101 165H98ZM35 167V168H34ZM64 167V168H63ZM66 167V168H65ZM67 167L69 168L68 170H72V172L76 175L77 174V177H76V184H78V180H79V182H80V184H78L79 186H78V188L80 187V185H82V187L84 186H86L85 184H88V186H86V187H88L87 189H90L91 188V185H93L94 186V189H96V190H94V191H92V189H93V186H92V189H90L91 191H89V193L91 192H94L93 193V195L95 196V193H97V195L98 196H95V197H93V198H91L88 194L85 196L84 195V197H82L81 195H80V193H78L80 196H78V200L80 199H82V201H81V203L78 201V203H79V205H78V208H77V206H76V202H75V204H74V206L77 208V209H75V211L73 210L74 209V206H73V208L71 209V210H73L72 212H74V213H72L71 215L68 213V211L67 210H69V211H71L70 209H67L66 211L67 212H65V213H68L67 215H65V216H67V217H65V218H63V220H64V222H63V220H61L60 222H57V223H55L56 221H59L58 219H59V217H57V220H55V218H53L52 219V221L53 222H51V223H53V225H51V223H49V222H47V220L48 219H46L48 216L46 215L45 216V214H47V212H40L39 211V209L38 208H40V207H37V205H38V203H37V200H40V196L38 197V195H40L39 193L41 192V189H43V187H45V185L46 184H48L49 183V181L51 180L50 178H52V175H55L56 173L58 174V173H63V170L65 171L66 169H67ZM75 167V166H74ZM39 168V169H38ZM70 168H72V169H70ZM98 168V169H99ZM75 169V170H74ZM68 170H66L67 172H68ZM76 170H77V172H76ZM88 170V169H87ZM86 170V171H87ZM92 170V169H91ZM94 170V169H93ZM40 171V172H39ZM41 171H42V175L40 174L41 173ZM98 171V170H97ZM54 172H56L55 174H54ZM78 172H80V173H78ZM93 172V171H92ZM95 172V171H94ZM88 173H90V171L88 172ZM100 173V172H99ZM72 174V173H71ZM86 174V173H85ZM96 174H98L97 172H96ZM70 175V174H69ZM74 175V176H75ZM87 177V178H86ZM93 177V176H92ZM75 178V177H74ZM74 178H73V180H74ZM80 178V179H79ZM82 178H83V180H82ZM90 178V179H89ZM78 179V180H77ZM86 179V180H85ZM72 181V180H71ZM82 182V183H81ZM84 182H87V183H84ZM90 182V183H89ZM97 182H99L98 183V185H97ZM72 184H75L74 183V181H72L71 182ZM84 183V184H83ZM95 185H97V186H95ZM73 187V186H72ZM76 187H77V185H76ZM85 187V188H86ZM90 187V188H89ZM104 187H106V188H104ZM83 189V188H82ZM105 190H106V192H105ZM79 191V190H78ZM75 192H76V190H75ZM80 192V191H79ZM81 193H82V191H81ZM101 195H100V194ZM85 194V193H84ZM72 195H73V193H72ZM74 195H75V193H74ZM74 198H76V195L75 196H73ZM79 197H81V198H79ZM85 197H86V201H88V202H84L83 200L85 199ZM99 198V199H97V198ZM110 197V196H109ZM39 198V199H38ZM41 198H43L42 196H41ZM103 198H104V202L102 201L103 200ZM123 198H126V197H123ZM95 199V200H94ZM97 199V200H96ZM102 199V200H101ZM45 200V199H44ZM123 200H125V199H123ZM41 201V200H40ZM125 201H127V199L125 200ZM124 201V202H125ZM164 201H166V203L164 202ZM164 201L162 200V202L163 203H160V204H162V205H164L165 204V206H163V207H161V205H159V208L157 209L158 211H164L165 209H166V207H167V205L169 204V199H164ZM43 202V201H42ZM46 202V201H45ZM84 202V203H83ZM44 203V202H43ZM47 203V202H46ZM82 203H83V205H85L86 203H88V206L86 205V208H85V206H84V208H83V206H81L82 205ZM89 203H90V206H89ZM45 204V203H44ZM41 205V204H40ZM47 205V204H46ZM80 206V207H79ZM42 207V206H41ZM46 207V208H45ZM44 207V205H43V208H45V209H47V206H45ZM88 207V208H87ZM89 207L90 208H92V209H89ZM36 208L38 209V210H36ZM43 208H41V210H43ZM85 209L87 210V213L85 212H82V211H85ZM39 212V214L36 212ZM89 211V212H88ZM92 211V212H91ZM40 213H42V214H40ZM89 213V214H88ZM90 213H91V217H93V218H95V216H97L93 221H95V220H98V221H96L97 222V224H99V223H102V225H106L105 223L107 222V223H109V226H105L106 228H104L103 226H99L100 227V229L98 230V229H96V230H98L99 232L100 231H102L103 233H105L106 232V230H105V232L103 231L104 229H107V228H109V229H107L108 231H107V233L108 234H106V235H104L102 232V235L100 236V235H98V234H100V233H97L96 232V234L98 235V236H100V237H102V236H106L105 238L103 237V242H101L100 244H97V243H99L100 241H102V240H100L99 241V239H101V238H99L98 239V237L96 238H93L94 237V235H93V231H94V229L91 231H89L88 230V228H85L83 225L81 226V227H83L84 229H87V232L85 231H83V230H80V228L81 227H79L78 228V226L76 225V224H80V223H82V222H89V220H91V219H93V218H91L90 217ZM38 216H37V215ZM75 215V217H76V219L74 218L73 219V216L72 215ZM88 214V215H87ZM93 214V215H92ZM100 214H103V216L102 217H106V215H107V213H103V212H101ZM106 214V215H105ZM109 215V214H108ZM107 215V216H108ZM157 215H159V216H157ZM70 216H72V218H70ZM110 216V215H109ZM40 217V221L38 222V220L39 219H37V218H39ZM61 218H62V216H60ZM64 217V216H63ZM111 218H112V216H110ZM90 218V219H89ZM156 218H158V219H156ZM37 219V220H36ZM46 219V220H45ZM143 219V220H144ZM51 220V219H50ZM77 222H76V221ZM79 220V221H78ZM109 220H111V221H109ZM55 221V222H54ZM70 221V222H69ZM73 221V222H72ZM75 221V222H74ZM100 221V222H99ZM156 221H157V223H156ZM23 222V223H22ZM43 223V224H41V223ZM45 222H46V224H50V225H46L45 224ZM99 222V223H98ZM155 222V223H154ZM55 223V224H54ZM64 223V224H63ZM71 225H70V224ZM58 224V225H57ZM62 224L64 225V226H62ZM67 224H69V225H67ZM83 224V223H82ZM86 224V223H85ZM18 225H20V227L18 226ZM36 225H38V226H36ZM73 225V226H72ZM77 227H76V226ZM159 225V226H158ZM26 226V227H25ZM70 226V227H69ZM94 227L96 226V225H93ZM92 226V227H93ZM148 228H147V227ZM158 226V227H157ZM62 227V228H61ZM77 228V230H75L76 228ZM92 227H90V228H92ZM99 227H97L96 226V228H99ZM162 229H161V228ZM74 228V229H73ZM82 228V229H83ZM125 228V229H124ZM159 228V229H158ZM17 229V230H16ZM73 229V230H72ZM78 229L82 232H84L85 234H82L80 231H78ZM152 229V230H151ZM14 230H16V231H14ZM23 230V231H22ZM70 230H72V231H70ZM95 230V231H96ZM163 230V231H162ZM166 231V233H165V231ZM14 231V232H13ZM95 231H94V233H95ZM133 231H135V232H133ZM136 231H138V232H136ZM140 231V232H139ZM155 231H157L156 233H155ZM70 232H71V234H70ZM88 232H90L89 234H88ZM91 232H92V234H91ZM6 233V234H5ZM19 233V234H18ZM121 233V232H120ZM161 233V235H165L166 236V240H163L162 242H166V243H162L161 242V240H160V243H158V241H159V239H157V238H159L158 236H161V235H159ZM112 234V233H111ZM157 234H158V236H157ZM168 234H169V232H168ZM17 235V236H16ZM83 235H85V236H83ZM92 235H93V237H92ZM96 235V236H97ZM153 235H155L154 237H153ZM174 236V235H173ZM86 237V238H85ZM144 237V238H143ZM153 237V238H152ZM164 237V236H163ZM168 237H169V239H170V241H172V242H170L169 241V239H168ZM175 237V236H174ZM19 238H20V240H19ZM24 238H26L25 240H24ZM127 238V239H128ZM132 238H133V240H132ZM41 239V240H40ZM98 239V240H97ZM144 239V240H143ZM161 239H162V236H161ZM164 239H165V237H164ZM23 240L25 241V242H23ZM29 240V241H28ZM104 240H106V242H107V244H106V242H104ZM139 241L138 243H139V245H138V243H137V245L135 244L137 241ZM146 240V241H145ZM152 240V241H151ZM158 240V241H157ZM168 240V241H167ZM54 241V242H53ZM62 241V242H61ZM98 241V242H97ZM136 241V242H135ZM23 242V243H22ZM27 242V243H26ZM86 242H88L87 244H86ZM96 242V243H95ZM151 242V243H150ZM154 242H156V243H154ZM169 242V243H168ZM97 244V245H92V244ZM103 243V245H101ZM105 243V244H104ZM158 243V244H157ZM89 244V245H88ZM90 244H91V246H90ZM133 245V246H132ZM169 245V246H168ZM93 246V247H92ZM105 246H107V247H105ZM168 248H167V247ZM172 246V247H171ZM134 247V248H133ZM149 247V248H148ZM108 248V249H107ZM109 248H111V249H109ZM140 248V249H139ZM219 248V249H218ZM242 248V249H241ZM59 249V250H58ZM132 249H136V251H138L139 253H141V254H139L140 256L139 257H136V255L138 256V253L136 254V253H133L132 252ZM140 251H139V250ZM103 250H105V252L103 251ZM110 250V251H109ZM151 250V251H150ZM177 250H179L178 252H177ZM183 250V251H182ZM198 250H200V251H206L207 253H209V254H212V250H213V253H218V254H220V252L219 251H221V254H222V252H223V256L220 254V256H222L223 258H220V259H217V258H213V259H210L209 260V258L207 259L206 257L204 258V259H200V258H197V256H198V253H199V251ZM211 250V251H210ZM219 250V251H218ZM62 251V252H61ZM68 251H70V254L68 253V254H65L66 252H68ZM108 251V252H107ZM116 251V252H115ZM133 251H135V250H133ZM135 251V252H136ZM161 251V252H160ZM163 251H165V252H163ZM217 251V252H216ZM260 251H264V249H260ZM56 252L58 253H60V254H56ZM102 252V253H101ZM107 252V253H106ZM133 253L134 254V256L132 255V254H130V253ZM160 252V253H159ZM173 252V253H172ZM104 253V254H103ZM120 253V254H119ZM158 253H159V257H158ZM161 253H164V254H161ZM192 253V254H191ZM53 254V255H52ZM56 254V255H55ZM85 254H86V256H85ZM127 254V255H126ZM130 254V255H129ZM136 254V255H135ZM154 254V255H153ZM171 254V255H170ZM174 254V255H173ZM177 254V255H176ZM61 255V256H60ZM84 255L86 258L89 256V255H91V260L90 261H88V262H86L85 261V259L84 260H82V256ZM192 255V256H191ZM53 256V257H52ZM58 256V257H57ZM133 256V258H131ZM161 256V257H160ZM175 256V257H174ZM49 257H51V258H49ZM119 257L121 258V259H119ZM168 257H170V258H168ZM199 257V256H198ZM65 258V259H64ZM160 258H161V260H160ZM50 259V260H49ZM54 259V260H53ZM68 261H67V260ZM6 260V261H5ZM180 260V261H179ZM62 261V260H61ZM135 261V262H134ZM147 261V262H146ZM163 261H165V262H163ZM171 261V262H170ZM176 261V262H175ZM69 262V263H68ZM81 262V263H80ZM168 262V263H167ZM62 264V263H61Z\"/></svg>",
	"mask_w": 264,
	"mask_h": 264
}]
</instances>
